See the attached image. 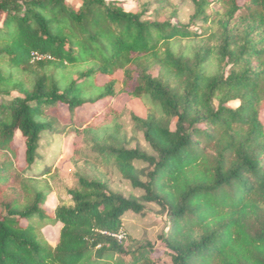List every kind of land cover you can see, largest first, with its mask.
I'll return each mask as SVG.
<instances>
[{"label":"trees","instance_id":"obj_1","mask_svg":"<svg viewBox=\"0 0 264 264\" xmlns=\"http://www.w3.org/2000/svg\"><path fill=\"white\" fill-rule=\"evenodd\" d=\"M80 1L74 9L68 0H0V264H125L127 255L130 264H155L152 246L130 251L116 237L123 218L143 213L145 203L167 212L171 227L161 240L172 264H264V0H190L188 24L146 18L151 2L165 0H132L138 12ZM210 23L217 43L196 44ZM198 25L201 34L192 30ZM32 64L39 73L15 79ZM81 64L93 65L60 78ZM118 71L126 84L138 72L130 95L148 115L132 118L153 155L125 147L109 130L92 140L93 149L143 195L125 197L77 173L78 187L49 212L48 186L24 179L43 134L55 131L47 112L65 106L72 121L92 106L98 116L116 96ZM101 77L108 81L100 94L85 98L83 86ZM56 224L62 228L52 247L40 232Z\"/></svg>","mask_w":264,"mask_h":264},{"label":"rangeland","instance_id":"obj_2","mask_svg":"<svg viewBox=\"0 0 264 264\" xmlns=\"http://www.w3.org/2000/svg\"><path fill=\"white\" fill-rule=\"evenodd\" d=\"M106 3L116 2L126 11L138 12L139 8L132 0H105ZM74 9L80 7V0H68ZM220 10L219 5H214L210 8L209 14L213 15ZM194 13V7L190 0H165L164 3L151 2L149 12L146 18L156 19L158 21H171L174 24H188L190 17ZM214 18V16H213ZM212 18V19H213ZM214 24H208L205 29V34L196 42L205 45H214L217 43L213 33L215 31ZM192 30L198 34L202 33L201 26H193ZM182 46L187 45V41L181 43ZM93 64H81L69 66L60 78L66 82L69 78L76 77L78 71L84 70ZM218 69L217 63L209 72L213 73ZM226 75L230 67L223 65ZM40 66L32 64L28 67H21L15 75V79H22L25 82L29 81L31 73H39ZM159 67L154 66L151 69V74L155 77L159 75ZM56 77L58 71H53ZM124 73L118 71L115 74L116 96L103 112L98 116L92 117L94 108L88 106L78 109L73 120H68L64 115L68 116L69 112L65 106H60L56 110H48L47 114L51 119H54L55 131L53 133H45L42 136L38 159L32 170L24 175V179L29 186H33L36 182L41 186H48L50 195L47 199L45 208L49 212H53L62 201L68 199L67 191L76 189L77 173L87 177L88 179L103 180L109 186L123 194L125 197L140 198L143 192L134 189L128 181H126L118 172L117 168L105 161L94 152L92 140L102 132L113 134L117 131V138H120V143L127 148H139L142 151L153 155L148 144L143 139V134L138 131L133 122V116L146 118L148 109L139 98H134L130 95L132 89L137 83L138 72L134 71L132 80L126 84L124 82ZM108 81V78L101 77L95 81V78H90L86 85L83 86L82 95L85 98L96 97L100 94L101 89ZM97 86V87H96ZM11 95L17 96L18 92L12 90ZM216 105V103H215ZM261 121L264 125V110L261 115ZM92 131V135L84 138L85 131ZM115 134V133H114ZM114 139L115 136L113 137ZM15 143L18 145L20 152V161L24 162V139L21 135L16 136ZM3 160V156L0 157ZM136 168L139 171L149 172L151 169L142 163H136ZM47 173V174H45ZM143 179L145 177L143 176ZM33 182V183H32ZM29 199L30 196L25 195ZM145 210L141 214L128 213L123 218V233L125 247L128 250L137 248H147L149 245L154 248L153 261L155 264H172L170 252L166 249L162 237L169 233L171 223L166 210L152 203H145ZM60 224L47 226L40 232V238L47 242L50 246L55 247L59 241ZM123 238V239H124ZM125 264H130L132 256L123 257ZM106 264H118L117 260L107 262Z\"/></svg>","mask_w":264,"mask_h":264},{"label":"built area","instance_id":"obj_3","mask_svg":"<svg viewBox=\"0 0 264 264\" xmlns=\"http://www.w3.org/2000/svg\"><path fill=\"white\" fill-rule=\"evenodd\" d=\"M38 59H41V57H39L38 55H34V60H38ZM116 237L120 240H122L124 238V236L122 234H119Z\"/></svg>","mask_w":264,"mask_h":264}]
</instances>
